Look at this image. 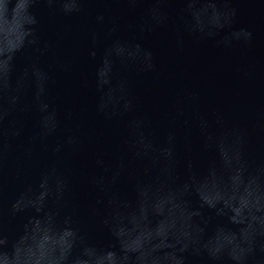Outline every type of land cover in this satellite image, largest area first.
<instances>
[{"label":"water","instance_id":"obj_1","mask_svg":"<svg viewBox=\"0 0 264 264\" xmlns=\"http://www.w3.org/2000/svg\"><path fill=\"white\" fill-rule=\"evenodd\" d=\"M0 264H264V0H0Z\"/></svg>","mask_w":264,"mask_h":264}]
</instances>
